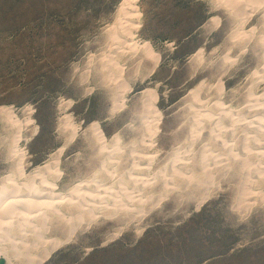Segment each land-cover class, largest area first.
<instances>
[{
  "label": "rangeland",
  "instance_id": "1",
  "mask_svg": "<svg viewBox=\"0 0 264 264\" xmlns=\"http://www.w3.org/2000/svg\"><path fill=\"white\" fill-rule=\"evenodd\" d=\"M124 2L0 0V187L57 158L59 193L89 183L148 198L137 219L122 210L92 221L76 208L68 224L39 216L44 240L58 242L43 264H225L214 260L227 251L216 236L242 233L226 220H255L264 204V0H136L133 40L159 56L152 72L124 47ZM250 203L247 216L233 209ZM7 227L6 264L43 250L26 252L33 237Z\"/></svg>",
  "mask_w": 264,
  "mask_h": 264
},
{
  "label": "bare ground",
  "instance_id": "2",
  "mask_svg": "<svg viewBox=\"0 0 264 264\" xmlns=\"http://www.w3.org/2000/svg\"><path fill=\"white\" fill-rule=\"evenodd\" d=\"M135 1L136 0H125L121 8L122 21L119 26L122 30V34H126V36L130 38V41L124 43V47L134 49V51L138 52L145 60H151V62L153 63V68L150 70V72H152L159 62V56L152 52L150 44L148 42L137 43L133 40L135 38L134 33L140 26V13L135 6ZM223 1L230 2L231 0ZM1 112L6 114L8 118H11L10 111H8V109L2 108ZM67 120L68 119L62 120L61 127L64 131L68 132V139L73 140L77 128ZM252 122H256V119L249 121V123ZM90 128L94 131V133L99 132L96 124H92ZM257 146H255V148ZM62 149L63 147H61L59 151L61 152ZM143 158H148V162L150 161L151 163L150 159H152L153 156H146ZM58 162L59 159L57 158L51 162L49 160V162H47L43 166L37 167V169H35L32 173L25 176L23 181L18 182L15 178H9L7 181V183L9 184L7 186L0 187V233L2 231V233L4 232V235H6L5 233L8 232L3 231L1 228L7 227L8 225H16L19 230L23 231V233L21 234L24 237L28 235L32 236L33 239L30 244H27V241L25 242L26 244L23 243L26 252L30 251V249H34L35 246L36 248H38V244L44 243V248L42 251L40 249L41 252L38 256H29L30 254L28 253L25 260L26 264H43L44 260L49 257L51 252L56 248L58 244V242H54L53 240H44L45 237L43 235L45 234H42L41 228H38V224L34 223L35 219H38L39 216H44V214H46L48 211L49 213L54 214V218L56 217L58 219V224L59 221L65 222L66 224L69 223L70 215L68 214L70 213L72 208H76L81 212L88 211L92 221L98 219L99 217H104V211H110L112 215L117 214L122 210H125V212L131 211L133 219L141 217L143 213L146 212L142 210L143 208H139V206H141L140 204L142 202L148 201V198L142 196V192H140L138 187L133 191H126L121 190V188L118 186L114 187L115 189H113V185L103 186V184L94 185L89 183H78L75 185L74 190L69 191V193H59L56 185L60 175L57 168ZM22 176L23 173L20 171V174L17 178L21 180ZM171 178H164L162 187L165 190L166 188H173V186H166V184H171ZM136 179L138 180V178ZM82 188L92 190V192L100 191L102 195H100L98 197V200L95 202V196L84 191ZM208 194L209 189H204V196L199 203H202L205 199H207L206 197L208 196ZM90 198L93 199L88 201V199ZM143 198H145V200H143ZM161 200L162 199L157 198L154 205H157ZM151 204L153 205V202ZM253 204L254 203H250L249 205H247L248 208ZM248 208L246 209L247 211ZM133 219H131V221ZM40 223L41 222H39V225ZM53 223L51 224L50 222V225H53Z\"/></svg>",
  "mask_w": 264,
  "mask_h": 264
},
{
  "label": "crops",
  "instance_id": "3",
  "mask_svg": "<svg viewBox=\"0 0 264 264\" xmlns=\"http://www.w3.org/2000/svg\"><path fill=\"white\" fill-rule=\"evenodd\" d=\"M113 119L114 115L105 117L101 122L107 125V122ZM131 127L130 123H125L121 127H118L116 131L130 130ZM32 154L35 155L36 151H33ZM255 205H250L248 211L245 209V206L241 205L233 208L234 210L243 212L241 216H247L256 206L259 207V212L255 220L241 218L244 219L242 220L243 224H237L234 220H226L229 223L228 225H230L229 227L233 229H239L242 226L240 231L242 233L221 236L224 240L219 239L220 236H216L217 240L214 242L217 245L216 248H223L222 244L226 243L225 249L227 251L225 256H221L219 253L215 254L214 260L225 258V264H264V204ZM241 219L237 221H241ZM231 231L234 232V230Z\"/></svg>",
  "mask_w": 264,
  "mask_h": 264
},
{
  "label": "water",
  "instance_id": "4",
  "mask_svg": "<svg viewBox=\"0 0 264 264\" xmlns=\"http://www.w3.org/2000/svg\"><path fill=\"white\" fill-rule=\"evenodd\" d=\"M0 264H6V261H5L4 258H1V259H0Z\"/></svg>",
  "mask_w": 264,
  "mask_h": 264
}]
</instances>
